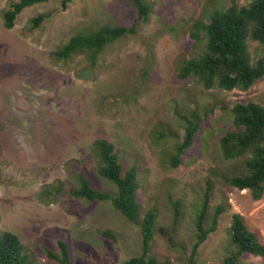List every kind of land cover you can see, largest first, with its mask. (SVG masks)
Listing matches in <instances>:
<instances>
[{
	"label": "rangeland",
	"instance_id": "obj_1",
	"mask_svg": "<svg viewBox=\"0 0 264 264\" xmlns=\"http://www.w3.org/2000/svg\"><path fill=\"white\" fill-rule=\"evenodd\" d=\"M14 1L0 0V233L18 235L36 264H57L44 253L62 240L71 247L72 264H123L143 255L141 227L116 211L112 201L90 202L68 193L50 205L38 200L43 186H70L75 174L115 194L116 187L99 175L100 160L92 152L101 139L115 145L125 170L137 173L139 220L149 211L156 214L149 256L191 264L207 193L208 213L218 205L227 212L195 264H224L232 252L235 213L264 243V198L255 200L249 190L225 182L241 161L225 160L220 148L221 137L234 130L232 108L264 104V79L249 91L228 92L178 78L182 62L199 51L191 37L195 23L233 1L247 6L253 0H141L150 12L140 22L131 0H74L66 11L62 0H52L26 9L7 29L2 14ZM41 13L51 17L32 29L31 20ZM106 24H136V31L107 47L95 65L86 55L51 57L72 37ZM249 48L254 60L264 56V45L250 42ZM193 114L201 117V130L173 167L175 146L185 135L183 118ZM175 202L181 212L177 223ZM107 230L116 242L101 234ZM242 259L264 264V257Z\"/></svg>",
	"mask_w": 264,
	"mask_h": 264
},
{
	"label": "trees",
	"instance_id": "obj_2",
	"mask_svg": "<svg viewBox=\"0 0 264 264\" xmlns=\"http://www.w3.org/2000/svg\"><path fill=\"white\" fill-rule=\"evenodd\" d=\"M52 0H18L11 2L3 11L4 26L12 29L19 16L26 9ZM74 0H62L61 10L66 11ZM137 8L140 21H147L150 8L141 0H131ZM50 14L41 13L31 20L32 29L39 28ZM136 24L130 28L106 24L86 34L72 37L70 41L51 54L56 60H69L86 55L92 65L111 44L129 34L135 33ZM192 40L199 51L192 58L179 66L180 80H196L206 90L221 89L224 91H249L256 82L264 79V56L254 60L249 51V43L264 45V0H253L247 6H240L233 1L229 7L223 6L210 12L205 21H198L193 26ZM215 109L205 111L214 113ZM234 130L226 132L220 139V148L224 159L230 162L241 161L235 166L232 176L224 177L227 184L240 191L249 190L255 200L264 198V104L248 102L236 104L232 108ZM206 116V117H207ZM185 135L180 146L171 158L173 167L182 163V156L193 145L195 137L201 130L202 119L197 114L191 118L184 117ZM179 137V136H178ZM181 140V137H179ZM92 152L100 160L99 175L112 183L117 192L111 194L102 191L83 174H75L70 186L54 182L43 186L38 195L40 203L53 204L62 193H68L75 199H86L90 202L112 201L129 221L141 227L144 254L134 257L123 264H170V260L161 261L148 255L154 231L157 227L156 214L146 213L140 221V202L138 197L137 173L134 169L125 170L119 161L115 145L106 140H96ZM210 190V186L208 192ZM210 194H206L204 207L199 211L196 221V243L189 260L195 264L200 247L216 233L220 218L227 212V207L218 205L214 214L209 211ZM175 221L180 219V205L174 204ZM161 232H165L161 229ZM231 255L224 264H245L244 256L264 257V243L257 232L251 230L240 214L232 215L230 227ZM101 234L116 242V235L110 230ZM171 241L172 238H169ZM47 260L57 264H72V251L65 241H58L57 249H45ZM0 264H36L32 255L24 248L18 235L12 232L0 233Z\"/></svg>",
	"mask_w": 264,
	"mask_h": 264
}]
</instances>
